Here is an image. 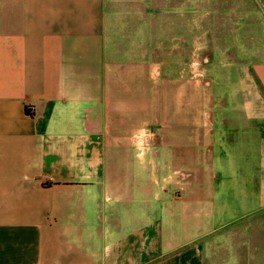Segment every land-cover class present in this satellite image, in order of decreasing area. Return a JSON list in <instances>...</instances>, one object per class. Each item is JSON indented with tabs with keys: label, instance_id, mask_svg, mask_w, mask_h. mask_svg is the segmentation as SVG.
<instances>
[{
	"label": "crops",
	"instance_id": "crops-1",
	"mask_svg": "<svg viewBox=\"0 0 264 264\" xmlns=\"http://www.w3.org/2000/svg\"><path fill=\"white\" fill-rule=\"evenodd\" d=\"M257 2L0 0V264H264Z\"/></svg>",
	"mask_w": 264,
	"mask_h": 264
},
{
	"label": "rangeland",
	"instance_id": "rangeland-1",
	"mask_svg": "<svg viewBox=\"0 0 264 264\" xmlns=\"http://www.w3.org/2000/svg\"><path fill=\"white\" fill-rule=\"evenodd\" d=\"M253 3H255L256 5H259V3L257 2V0H248V7H249V9H251V6H252ZM263 45H264V42H263V44L257 43V44H254L253 45V48H260ZM201 64H205V63H203V57H201V59L199 61V65H201Z\"/></svg>",
	"mask_w": 264,
	"mask_h": 264
},
{
	"label": "built area",
	"instance_id": "built-area-1",
	"mask_svg": "<svg viewBox=\"0 0 264 264\" xmlns=\"http://www.w3.org/2000/svg\"><path fill=\"white\" fill-rule=\"evenodd\" d=\"M195 64H197L196 62H195ZM199 64V63H198Z\"/></svg>",
	"mask_w": 264,
	"mask_h": 264
}]
</instances>
